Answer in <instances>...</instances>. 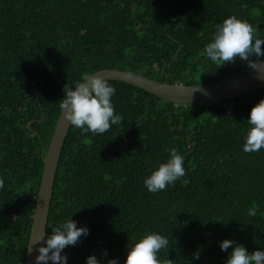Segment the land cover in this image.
<instances>
[{
  "label": "trees",
  "instance_id": "1",
  "mask_svg": "<svg viewBox=\"0 0 264 264\" xmlns=\"http://www.w3.org/2000/svg\"><path fill=\"white\" fill-rule=\"evenodd\" d=\"M232 15L264 39V0H0V264H24L41 153L64 86L102 69L187 86L244 77L250 68L239 58L218 67L199 56ZM107 80L123 122L96 135L69 125L55 174L46 237L70 218L89 229L64 249L68 264L93 254L101 264H124L146 232L169 240L159 255L173 264H226L225 239L264 250V149L243 150L264 85L231 99L173 104ZM171 148L184 157L186 175L149 192L144 180Z\"/></svg>",
  "mask_w": 264,
  "mask_h": 264
},
{
  "label": "clouds",
  "instance_id": "2",
  "mask_svg": "<svg viewBox=\"0 0 264 264\" xmlns=\"http://www.w3.org/2000/svg\"><path fill=\"white\" fill-rule=\"evenodd\" d=\"M257 29L247 20L229 16L216 25L215 33L199 56H206L218 67L228 63H235L241 59L247 66L257 71L258 79H264V39L258 38ZM254 57V59H253ZM64 98L59 102L64 120L71 127L80 129L82 133L91 132L93 135L104 134L113 125L123 122V117L115 111L112 96L116 89L109 84L103 75L84 73L81 80L73 87L68 85L63 89ZM249 125L245 136L243 150L245 152H259L264 149V99H261L250 112L247 120ZM170 158L167 162L159 163L158 168L144 180V185L149 192L157 193L166 190L169 185H174L186 175L184 157L176 148L169 150ZM4 179L0 177V189L4 188ZM247 214L254 217L257 214V206L253 203ZM89 229L77 227V222L72 218L55 227L51 235L42 237L35 242L40 245L46 242V246H39L35 264H68L67 254H62L64 249L75 246L81 241V237H87ZM33 241L28 247L32 251ZM169 240L162 234L146 232L142 238L129 246L127 258L124 264H173L171 259H161L160 252L166 249ZM222 251H232L226 260V264H264V250L249 252L243 244H238L231 239H225L220 243ZM107 256V250L102 253ZM86 264H101L96 255H90ZM107 264H119L118 259L107 260Z\"/></svg>",
  "mask_w": 264,
  "mask_h": 264
},
{
  "label": "water",
  "instance_id": "3",
  "mask_svg": "<svg viewBox=\"0 0 264 264\" xmlns=\"http://www.w3.org/2000/svg\"><path fill=\"white\" fill-rule=\"evenodd\" d=\"M101 74L104 78L113 79L128 83L159 98H164L173 104L185 103H211L218 100H225L238 97L247 92L254 91L264 85V79L257 78V71L249 69L244 77L231 78L220 81L213 85L187 86L183 84H170L167 81H157L134 72L119 69H102L93 74ZM29 126V124H27ZM69 129L68 123L60 111L54 125L47 149L42 155V172L37 191L35 206L31 216V227L26 247L24 264H35L38 255L37 248L45 246V242L35 245V242L42 237L46 240V225L54 186L55 174L61 154V150ZM33 241L32 251L28 247Z\"/></svg>",
  "mask_w": 264,
  "mask_h": 264
}]
</instances>
